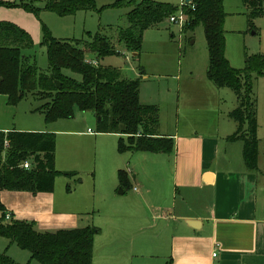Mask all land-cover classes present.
Instances as JSON below:
<instances>
[{
  "label": "trees",
  "instance_id": "1",
  "mask_svg": "<svg viewBox=\"0 0 264 264\" xmlns=\"http://www.w3.org/2000/svg\"><path fill=\"white\" fill-rule=\"evenodd\" d=\"M248 11L247 23L264 16V0H241ZM27 7V4H23ZM129 8L126 25L115 27L117 46L104 32H95L90 39H57L46 30L42 46L46 50L47 68L38 71L23 52L32 45L30 35L18 25L0 21V94L9 105L17 104L28 94L44 101L38 110L46 122L73 117L74 108L90 111L96 118L97 131L114 133L119 153H170L174 141L158 134V108L142 104L139 100L141 77H124L121 70L102 66L99 61L109 55L140 54L144 31L168 20L177 7L154 0H114L97 7L96 0H45L44 9L58 16L74 15L78 11H97L103 8ZM184 31L202 26L208 51L207 78L218 89H230L237 106L229 112L236 130L226 141H241L242 157L247 169L256 170L259 154L257 137V102L253 93V80L264 77V55L247 56L245 67L235 69L225 58L223 0H191L183 6ZM87 53L94 55L90 59ZM134 57V58H136ZM88 60L97 65L88 64ZM67 70L80 76L66 75ZM57 83L59 84L57 86ZM5 142L7 146L5 147ZM55 135L49 132L0 131V192L28 191L32 194L48 193L54 189L57 175L73 177L75 172H61L55 168ZM29 161V169L20 165ZM119 186L129 187L125 169L117 173ZM95 226L60 229L41 233L32 223L6 218L0 200V237L9 244L30 253V259L39 264H92ZM0 264H19L6 253L0 252Z\"/></svg>",
  "mask_w": 264,
  "mask_h": 264
},
{
  "label": "rangeland",
  "instance_id": "2",
  "mask_svg": "<svg viewBox=\"0 0 264 264\" xmlns=\"http://www.w3.org/2000/svg\"><path fill=\"white\" fill-rule=\"evenodd\" d=\"M113 1L96 0V6L99 8ZM154 1L167 2L177 8L181 2V0ZM23 4H27V7ZM44 5L45 0H0V18H5L0 21L14 23L30 35L32 45L23 54L29 62L35 63L38 71H45L47 68L46 50L41 44L45 30L57 39L81 40L90 39L97 31L104 32L117 46H121L117 42L115 27L126 25L125 13L129 8L106 7L100 12L78 11L74 15L58 16L45 10ZM223 9L226 14L223 24L225 58L231 67L243 69L247 56L264 55V16L254 18L252 27H249L248 11L241 0H223ZM86 56L94 58L91 53H87ZM100 64L120 69L123 76L128 78L142 77L140 71L143 69L147 79L140 82V102L158 108L162 133L174 130L173 116L175 117L179 107L181 113L190 109L191 114L198 115L200 119L207 115L206 120L199 123L200 127L208 125L213 115H216L222 118L221 131L218 133L225 132L226 135L233 130V122L228 113L237 106V100L230 89H217L206 77L208 51L201 25L193 31L183 29L180 31L166 20L144 31L138 57L134 58L130 53L114 54L102 58ZM63 72L77 80L80 79L79 75L70 71ZM253 93L257 102L260 168L264 171V77L260 76L253 80ZM214 94L217 107L213 103L210 104ZM203 97H206L207 102L203 103ZM42 104L44 101L28 94L12 106L7 103L5 96L0 95V129L7 127L55 135L57 166L55 168L62 170L61 172H75V175L69 178L62 174L56 176L54 189L49 192L55 197L56 206L62 205L64 201L61 199L64 197L76 199L82 207V213L78 217L80 219L84 217L88 221L84 226L89 224L100 228L94 237L92 264H130V259L125 254L131 251L129 245L133 230L126 229L122 222L117 223V218H111L112 223L110 218L109 220L105 218L113 188L110 187L109 178L111 166L114 164V158L120 154L117 150V140L110 137L99 139V134H96L97 118L95 119L90 111L83 112L74 108L72 118L46 122L44 114L38 110ZM193 121L197 124L198 117ZM88 128L97 136L96 141L86 136ZM71 132L81 133L75 136ZM67 134L73 137H65ZM85 151L89 155L86 157L89 158L88 161L82 156ZM83 160L90 164V168ZM117 183L116 176L115 184ZM124 197L122 194L118 198ZM165 197L166 189L163 192V198ZM3 200L6 212L12 211L16 220L32 223L38 232L72 229L59 228L66 216L54 217L47 213H35L29 211L30 207H24L26 211L15 215V207L20 208L25 204L8 197ZM33 203L34 201L30 200L28 205ZM4 251L19 264H39L30 259L28 251L16 244H9L6 238L0 237V252Z\"/></svg>",
  "mask_w": 264,
  "mask_h": 264
},
{
  "label": "crops",
  "instance_id": "3",
  "mask_svg": "<svg viewBox=\"0 0 264 264\" xmlns=\"http://www.w3.org/2000/svg\"><path fill=\"white\" fill-rule=\"evenodd\" d=\"M120 53L128 52L121 47ZM130 54L136 57V53ZM140 72L142 81L146 80L143 69ZM202 101L207 102L206 97ZM212 103L217 107L215 94ZM191 113L190 109L181 113L179 107L173 116L174 130L168 133L160 131L159 123L158 134L174 141L172 152H127L114 158L109 177L113 188L105 218H110L111 223V218H117V223L133 230L131 251L126 250L125 254L130 264H264V171L260 168V149L257 169H247L242 142L226 141L236 130V123L230 119L233 130H225L229 134L224 135L225 132L218 133L222 118L213 115L208 125L200 127L207 115L200 119ZM10 130L17 129H0ZM71 133L76 136L81 132ZM87 133L96 141L93 130L88 128ZM96 134L99 139L110 137L117 142L120 137L114 133ZM70 136L73 137L65 135ZM82 156L88 161L87 151ZM120 169L128 174L130 185L125 190L115 184ZM122 194L125 197L119 199ZM6 197L25 204L15 207V215L30 207L29 211L35 213L66 216L59 228H81L88 222L78 217L82 207L76 199L64 197L62 205L56 206L55 197L49 192L32 195L4 190L0 192L3 205ZM30 200L33 205H28ZM6 213L14 217L12 211Z\"/></svg>",
  "mask_w": 264,
  "mask_h": 264
},
{
  "label": "built area",
  "instance_id": "4",
  "mask_svg": "<svg viewBox=\"0 0 264 264\" xmlns=\"http://www.w3.org/2000/svg\"><path fill=\"white\" fill-rule=\"evenodd\" d=\"M185 0H182L180 2V6L178 7L177 11L170 15L169 18H168V22L175 25L180 31L183 29L184 25H185V14H184V11H183V6L185 5ZM88 64H91V65H97V62L96 61H93V60H88L87 61ZM89 133H91V131L89 130ZM5 147L7 146V142H5ZM22 168H25V169H29L31 167L30 165V162L28 161H25L23 162L21 165H20ZM10 216V214L6 213V218L8 219Z\"/></svg>",
  "mask_w": 264,
  "mask_h": 264
},
{
  "label": "water",
  "instance_id": "5",
  "mask_svg": "<svg viewBox=\"0 0 264 264\" xmlns=\"http://www.w3.org/2000/svg\"><path fill=\"white\" fill-rule=\"evenodd\" d=\"M190 2H191V0H185V3H186V4H188V3H190ZM134 54H135V53H134ZM58 85H59V84L57 83V86H58ZM99 121H100V118L98 117V118H97V122H99ZM118 192H119V193H123V191H122L121 189H119Z\"/></svg>",
  "mask_w": 264,
  "mask_h": 264
}]
</instances>
